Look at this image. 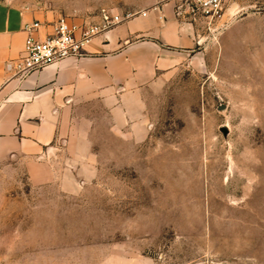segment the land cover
<instances>
[{
	"label": "rangeland",
	"instance_id": "1",
	"mask_svg": "<svg viewBox=\"0 0 264 264\" xmlns=\"http://www.w3.org/2000/svg\"><path fill=\"white\" fill-rule=\"evenodd\" d=\"M102 1L22 0L90 22ZM177 18L174 69L0 165V264H264V0Z\"/></svg>",
	"mask_w": 264,
	"mask_h": 264
},
{
	"label": "crops",
	"instance_id": "2",
	"mask_svg": "<svg viewBox=\"0 0 264 264\" xmlns=\"http://www.w3.org/2000/svg\"><path fill=\"white\" fill-rule=\"evenodd\" d=\"M115 1L74 12L107 9L133 16L93 37L83 56L18 78L13 66L27 38L24 26L38 21L35 36L42 39L51 34L59 16L27 7L22 0H0V165L10 158H44L78 118L93 109L121 108L119 99L139 98L147 86L186 59V49L196 42L195 29L175 16L173 2Z\"/></svg>",
	"mask_w": 264,
	"mask_h": 264
},
{
	"label": "built area",
	"instance_id": "3",
	"mask_svg": "<svg viewBox=\"0 0 264 264\" xmlns=\"http://www.w3.org/2000/svg\"><path fill=\"white\" fill-rule=\"evenodd\" d=\"M168 2H173L176 17L182 16L184 12L193 16L202 15L212 27L221 17V0H189L185 3L181 0H157V5ZM132 16L131 13L119 15L102 11L100 20L96 23L86 20L76 22L74 19L59 16L52 23L51 34L42 39L35 36L41 27L38 21L26 24L24 30L27 33V38L20 55L14 61L15 75L18 78L24 77L64 59L83 56L86 46L93 37Z\"/></svg>",
	"mask_w": 264,
	"mask_h": 264
}]
</instances>
